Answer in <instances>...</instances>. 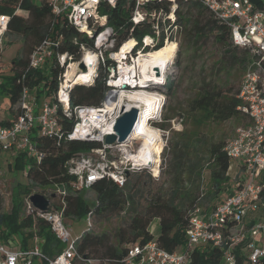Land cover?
I'll list each match as a JSON object with an SVG mask.
<instances>
[{
    "label": "built area",
    "instance_id": "obj_1",
    "mask_svg": "<svg viewBox=\"0 0 264 264\" xmlns=\"http://www.w3.org/2000/svg\"><path fill=\"white\" fill-rule=\"evenodd\" d=\"M31 1L38 5L47 3L54 14L65 15L79 31L93 39L94 47L81 43L79 56H76L60 51L59 41L47 37L34 48L29 59L31 68H42L54 60L63 67L55 99H45L37 108L35 93L24 87L20 111L15 119L10 124H3L0 114V148L13 155L25 152L41 162L45 154L32 135L59 136L62 131L58 117L60 107L76 119L66 135L68 139L97 141L101 146L77 154L67 162V173L71 177L68 187H57L51 196L45 195L50 201L47 212L37 209L30 196L26 199L25 212L33 216L35 234L27 248L19 246L16 238L10 243L0 240V264H35L36 259H40L42 264H186L190 263L197 245L208 244L222 248L220 264H238L236 251L241 244L242 250L247 252V264H261L264 258V9L252 0H201L215 19L230 28L234 44L248 49L254 56L237 94L240 100L238 109L247 115L249 122L237 128L224 148L238 167L235 183L228 195L215 207L207 209L198 205L191 210L184 248L169 251L154 237L145 243H130L124 258L111 260L93 258L79 251L78 242L82 234L93 227V212L89 211L85 217L87 228L73 237L65 216L68 207L65 196L70 189H89L94 182L105 177L123 187L130 172L143 165L136 164L131 156L134 151L131 145L137 138L131 136L128 142L123 143L106 142L107 135L116 133L115 126L122 114L120 107L108 108L107 103L111 101L112 94L142 87L138 59L154 50L162 35L164 44L168 41L177 43L176 35L181 29L177 18L178 3L176 0H133L131 21L137 25L148 24L150 31L141 42L130 37L116 48V33L108 23V15L101 9L105 3L114 6L117 0ZM163 2L168 3V7L160 5ZM19 12L18 9L16 13ZM9 22L10 15L0 13V45ZM131 40L133 45L123 50ZM88 54L96 55L95 72L105 62L106 56L114 62L107 74L109 89L102 105L72 109L70 95L76 79H72L69 72L74 71L76 77L80 76L82 72L78 65L85 62ZM126 68L127 72L124 71ZM152 84L157 83L150 82L144 87L149 89ZM152 119H149L150 124ZM2 174L0 171V178ZM55 203L59 207H55ZM1 207L0 191V211ZM39 219L45 220L63 244L62 250L54 257L42 249L44 237L37 233ZM261 234L263 237L259 238Z\"/></svg>",
    "mask_w": 264,
    "mask_h": 264
},
{
    "label": "trees",
    "instance_id": "obj_2",
    "mask_svg": "<svg viewBox=\"0 0 264 264\" xmlns=\"http://www.w3.org/2000/svg\"><path fill=\"white\" fill-rule=\"evenodd\" d=\"M176 1L178 23L181 25L179 32L189 26L194 35L211 33L221 44L229 45V41L234 44L230 28L215 19L201 0ZM252 1L264 9L263 0ZM160 5L168 7L166 2ZM133 6V0H117L114 6L105 3L101 9L108 15V23L116 33V48L130 37L141 42L143 36L150 31L148 24L137 25L131 21ZM18 9L27 15L16 13ZM0 13L10 15L6 34L23 39L21 48L12 60L10 72L0 74V93L8 96L9 110L13 114V118L3 119L1 122L10 124L20 111L24 87L35 93L37 108L43 100L55 99L63 67L54 60L48 61L42 68H31L29 59L34 48L49 37L59 41L60 51L79 56L80 44L94 47V41L88 34L71 24L65 15L54 14L47 3L38 5L31 0H0ZM75 41H78V44ZM162 46L163 35L153 52ZM253 57L251 53V58H243L242 64L250 63ZM113 65L114 62L106 56L105 62L98 68L93 85H75L70 95V108L102 105L109 89L107 74ZM166 86L170 94L173 81L168 79ZM239 105L237 96H223L215 90H204L192 100L190 112L193 114V128L175 132L173 137L168 139L165 148V154L170 157L166 164L170 178L169 187L166 189L163 186L153 189L152 175L147 173L149 180H144L142 172L129 175L123 187L105 177L94 182L89 189H70L65 196L68 203L66 218L79 221L86 217L89 211L93 212L92 222L95 218L99 221H109L114 217L123 216L121 225L113 230L103 229L97 232L92 227L85 231L78 242L79 251L97 259H122L127 254V246L130 243H145L154 237L169 251L184 248L191 210L198 205L207 209L215 207L218 203L213 204L212 201L226 189V183L230 180L231 160L224 149L227 143L225 138L215 139L201 127L206 122H225L233 117L245 115L238 109ZM58 117L62 128L59 136H41L35 133L32 135L37 146L45 154L41 162L27 156L25 152H19L13 157L14 163L9 164L12 171L25 170L28 183L14 184L9 210L0 211V240L5 243H10L16 238L22 248L31 244L35 234L34 219L31 214L25 212L26 199L36 192L51 196L55 188L68 187L71 177L67 173V162L77 154L101 146L97 141L68 139L66 135L73 128L76 119L68 115L62 107L59 108ZM1 151L0 148V153ZM206 170L209 172L208 188H205ZM91 191L93 195L89 194ZM54 206L59 207L57 203ZM155 219L159 220L157 234L151 229ZM37 233L44 237L42 249L46 254L54 257L62 250L63 244L48 228L45 220L37 221ZM242 246L243 244L236 251L237 262L247 264V252L242 250ZM221 258L222 248L209 244L197 245L190 263L220 264ZM261 264H264V258Z\"/></svg>",
    "mask_w": 264,
    "mask_h": 264
},
{
    "label": "rangeland",
    "instance_id": "obj_3",
    "mask_svg": "<svg viewBox=\"0 0 264 264\" xmlns=\"http://www.w3.org/2000/svg\"><path fill=\"white\" fill-rule=\"evenodd\" d=\"M23 14L27 15L26 13ZM176 39L177 43L168 41L162 46L172 48L176 52L165 67L164 78L161 72L160 81L148 80L141 84L146 89L144 86L147 83H157L150 85L149 89L146 90L157 92L162 96L161 112L157 116L151 117L153 118L151 124L149 123L151 118L142 121L137 134L134 136L137 140L131 145V149L135 151L144 140L151 143L154 164L147 167H138L131 171L129 175L132 176L134 172H142V178L149 180L147 173H150L153 177V189L162 186L165 189L169 187L170 178L166 171V164L170 157L169 154H165V148L168 139L172 138L175 132L193 128V114L190 112L192 100L204 90L219 91L223 96H237L243 75L249 65V63L243 65L241 60L251 58V53L246 48L235 46L230 41L229 45L221 44L216 41L215 36L211 33H206L203 36L194 35L189 26H186L183 32H178ZM22 42L23 39L19 36L5 34L0 45V74L10 72L12 60L21 48ZM154 50L145 55L153 53ZM96 73L98 74V71ZM168 79L173 81L170 94H168L166 86ZM142 80H144L143 75L140 82ZM132 91L134 89L126 92ZM120 94L121 92L117 96H120ZM9 106L8 96L0 93V114L2 117L8 114ZM248 122L247 116L239 115L225 122H206L201 129L215 137V139L225 138L227 142L235 135L237 128ZM15 155L7 150H2L0 153V171L3 173L0 178L1 211H8L10 208L12 186L18 182L28 183L25 170L15 172L9 169V164L14 163L13 157ZM237 171V162L232 160L229 169L230 180L226 183V189L212 201L213 204L219 203L228 195L230 188L235 183L234 177ZM204 175L206 177L205 188H208L209 172L206 170ZM89 194L93 195V191ZM122 217H114L109 221H99L95 218L93 219V230L97 232L103 229L113 230L121 225ZM66 221L71 227L73 237L79 236L82 230L88 226L85 217L79 221L66 218ZM151 229L154 234L158 233V219L152 222ZM258 237L262 238L263 235L261 234ZM35 264H42V261L36 259Z\"/></svg>",
    "mask_w": 264,
    "mask_h": 264
},
{
    "label": "bare ground",
    "instance_id": "obj_4",
    "mask_svg": "<svg viewBox=\"0 0 264 264\" xmlns=\"http://www.w3.org/2000/svg\"><path fill=\"white\" fill-rule=\"evenodd\" d=\"M132 44L133 40L128 42L123 50L131 47ZM175 54L176 52L174 49L162 47L149 55H141L138 59V64L142 70L144 80L140 83L142 84L148 80L160 81L161 72L162 77L164 78L163 72L165 67ZM95 60L96 55L88 54L85 59L88 67L87 72H82L80 76L76 77L77 73L71 71L69 73L72 76V79H76L75 82H80L87 76L93 75L96 69ZM124 71L127 72L128 68L124 69ZM112 95L111 101L107 103L108 108H121V106L124 105L126 108L136 106L140 109V118L137 127L133 132V137L137 134L142 121L146 118L155 117L161 112L162 96L157 92L146 90L143 87L135 88L132 92L121 91L120 96H117V94ZM131 156L138 165L149 164L150 162L154 163L152 146L148 140H144L140 143Z\"/></svg>",
    "mask_w": 264,
    "mask_h": 264
},
{
    "label": "water",
    "instance_id": "obj_5",
    "mask_svg": "<svg viewBox=\"0 0 264 264\" xmlns=\"http://www.w3.org/2000/svg\"><path fill=\"white\" fill-rule=\"evenodd\" d=\"M78 69L81 72H87L88 67L85 64L84 61H81L78 65ZM97 78V73L94 72L92 76H88L84 78L80 82H75V85L82 84V85H93L95 80ZM121 116L118 118L116 126H115V134L107 135L106 142L107 143H114L116 141L123 143L128 142L133 136V132L135 128L137 127L138 121H139V113L140 109L136 106H131L129 108H126V106H121ZM154 164L153 162H150L149 164H144L140 167H147ZM30 201L33 203V205L41 210L42 212H47L49 210V199L42 193L36 192L30 196Z\"/></svg>",
    "mask_w": 264,
    "mask_h": 264
},
{
    "label": "crops",
    "instance_id": "obj_6",
    "mask_svg": "<svg viewBox=\"0 0 264 264\" xmlns=\"http://www.w3.org/2000/svg\"><path fill=\"white\" fill-rule=\"evenodd\" d=\"M19 13H25V12H23V11H21L20 10V12ZM8 114H6L5 116H3L2 118L3 119H5V120H9V119H11V118H13V114L10 112V110H9V112H7Z\"/></svg>",
    "mask_w": 264,
    "mask_h": 264
}]
</instances>
